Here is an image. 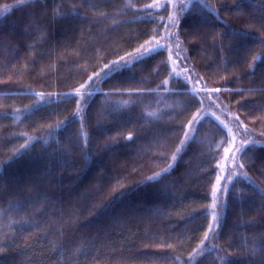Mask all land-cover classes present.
I'll return each instance as SVG.
<instances>
[{"label":"trees","instance_id":"obj_1","mask_svg":"<svg viewBox=\"0 0 264 264\" xmlns=\"http://www.w3.org/2000/svg\"><path fill=\"white\" fill-rule=\"evenodd\" d=\"M158 1L0 0V210L17 204L16 222L0 241V264H188L209 223L217 154L225 147L213 118L196 125L176 153L197 108L222 121L224 113L239 116L262 142L247 149L244 171L264 190V111L258 110L264 109V43L255 39L264 41V0H244L242 12L236 11L242 0H207L219 19L195 2L184 11L176 31L193 76L203 78L196 100L161 53L146 58L132 76L96 78L99 91L89 106L81 105L82 124L74 116L77 105L67 102L69 94L89 75L135 52L154 33L167 42L163 23L170 6L153 18L139 11ZM5 5L12 6L7 13ZM197 24L207 38L202 48L191 36ZM232 30L249 38L233 37ZM205 86L221 91L205 92ZM41 92L53 102L26 111ZM28 138L25 154L13 158ZM137 150L149 154L148 164H133L130 155ZM173 154L172 169L158 182L148 181ZM228 189L221 234L212 241L216 254L197 255L196 264H221L225 257L232 264H264V198L243 180L234 179ZM121 192L129 195L117 200Z\"/></svg>","mask_w":264,"mask_h":264},{"label":"snow or ice","instance_id":"obj_2","mask_svg":"<svg viewBox=\"0 0 264 264\" xmlns=\"http://www.w3.org/2000/svg\"><path fill=\"white\" fill-rule=\"evenodd\" d=\"M20 4L24 3H34L35 0H19ZM81 3H86L87 0H79ZM193 2L195 4L200 5L203 9H206L209 13H212L216 19H219V12L217 9H215L212 5H210L207 0H189V3L187 5L181 4L180 11L179 12H173L172 15L168 17L167 22L163 23V27L165 30L169 32V36L167 39V42L165 44H161L159 40L156 38L158 34L154 33L150 39L146 40L144 44L140 45L135 52L127 53L126 56H121L117 60L109 61L108 63L104 64L96 73L89 75L87 80H85L83 83L80 84L79 88L75 89L73 93L69 94L70 101L77 105V111L74 114L75 117L79 118L81 121V124L83 122V115L84 108L81 107V105H84L85 107L89 106L92 98L97 94L99 89L96 88V84L99 81L103 80H110L112 77H119L124 74H127L129 76H132V74L135 72L136 66H138L140 63H142L146 58L157 56L161 53L167 54V59L162 61V63L168 64L169 61H171L172 65L176 64V60H172L173 54L179 59L182 58L184 60H187V57H181V53L185 51V49L182 48V41L179 38V33L175 30L179 27L180 19L184 13L185 10H188L191 8ZM243 2L242 0L241 5L236 9V11H243ZM172 3V0H168L167 4H161L158 5L157 3H145L143 4L142 8L139 9V11H144L146 16L149 18H153L156 16L158 12V8L162 7L165 10H167L168 6ZM12 6L5 5L4 6V12L7 13L10 11ZM173 8H176V5H172ZM151 10V11H147ZM70 15L73 16H81V13L72 12ZM3 16V13H0V17ZM230 35L233 37L240 38L241 40H245L249 38V33L239 31V30H232L230 32ZM258 42L264 43V41H261L259 37L255 38ZM171 45L175 46V53H173V49ZM255 59V58H254ZM184 71L189 73V76L191 73L194 72V69H188L184 68ZM101 73H103V76H101ZM99 78V81L96 79ZM134 78V77H133ZM172 78V77H170ZM197 83H202L203 78L197 76L196 77ZM186 84L188 83V78L185 80ZM168 83L167 80L163 82L164 85ZM205 92H220V88L216 89H208L207 86L203 89ZM224 90H229L225 87ZM242 91V90H241ZM103 94V93H101ZM192 96L194 100H196L199 96V92L196 89H192L188 93ZM38 97V98H36ZM35 104L34 106L26 110L29 113L40 111L45 105L53 102V98L51 96L47 97L45 99L44 93H37L35 94ZM199 103L200 101L197 100ZM260 111H264V109H258ZM149 116H155V113H148ZM215 119L218 122V127H220L222 133L224 134L225 139L221 142L224 145H227L223 148V152L225 154L231 153V161L232 167L228 169L227 172V178L223 176V174L217 175L214 181V184L212 185V191L210 194V200L211 203L208 206V211L205 212V215L209 218V223L207 224L206 229L203 231V239L200 240L199 245L196 249L193 250L192 253L188 256V264H196V257L197 255L200 257H204L206 253L212 252L214 255L216 254L217 245L213 244L212 241L219 240V236L221 234V229L223 225V221L226 216V210H227V193H228V185H232L233 179H239L245 181L247 184L251 185L255 191H257L262 198H264V190L260 189L258 185L255 184V182L247 175L246 172L243 171L245 166V161L248 158V151L250 145L255 146L259 142L254 140L252 138V131L248 128L246 124L242 120H240L239 116H235V131L233 128L228 127V125L224 124L222 120L218 116H215L214 113H204L201 114V110L197 108V110L192 115L191 120H189L184 125V130L182 131L183 139L180 142V147L176 148V153H180L182 148L185 146L186 142L192 139L191 131H194L196 125H200L201 121L207 122L208 120ZM17 120L20 119V117H16ZM64 124V122H60V124L57 125L59 127L60 125ZM22 135H26L22 133ZM261 135H264V132L261 133ZM237 137L239 138L237 143ZM126 140H133V135L129 133L126 137ZM32 140V138H28V141H26L24 144L21 145L20 149L14 150V157L13 158H19L20 156L24 155V151L29 148V142ZM44 143H47V141H44ZM80 143L83 145L84 148L87 147V133L84 131H81L80 135ZM218 159L224 158L223 156H220L219 153L217 154ZM87 159V157H86ZM177 159V155L173 154L167 163V167L163 168L161 171L154 173V175L148 177V181L152 182H158L160 177L166 173H168L172 167L174 162ZM11 162V160L9 161ZM217 168L219 169V164H217ZM115 190V189H114ZM233 194L234 196L239 195L237 193L236 189L233 188ZM129 195L128 192H121L120 195L116 198L117 200L123 199L125 196ZM243 246V245H242ZM161 247H164L161 245ZM168 248H171L172 245H167ZM234 248L237 246H233ZM253 248L256 249L257 246L253 245ZM4 249L3 247H0V252H2ZM255 254V252H253ZM161 259H165L164 256L160 257ZM175 260H179L178 257H173ZM221 264H232L231 261H229L226 257L221 261ZM252 264H255V262H252Z\"/></svg>","mask_w":264,"mask_h":264},{"label":"rangeland","instance_id":"obj_3","mask_svg":"<svg viewBox=\"0 0 264 264\" xmlns=\"http://www.w3.org/2000/svg\"><path fill=\"white\" fill-rule=\"evenodd\" d=\"M232 1H234V0H232ZM188 2H189V0H172V3L169 5L170 9H171V15L173 14V12H179L180 11V7L179 6L181 4L187 5ZM156 3L158 5L166 4V3H168V0H159ZM172 5H176L177 7L173 8ZM29 20L31 22V19H29ZM30 22H29V24H27L26 29L31 27L32 23H30ZM32 22H33V20H32ZM195 29L196 30L193 31V33L191 34V36H193L192 39H194L195 41L199 42L200 45H201V48H202V44L205 45V43L207 42V38H205V36H203V34L201 33V32L204 31L203 27H202V25L197 24ZM166 32H167V34L169 36V32L167 30H166ZM101 33H102V31H100L99 36L104 37L105 35L103 36ZM111 40H113V35L111 36ZM180 40H181V38H180ZM194 40H192V41H194ZM171 47L173 49V53H175V46L171 45ZM182 48L185 49V51H183L181 53V57H187L186 48H185L183 43H182ZM172 60H176V64L175 65H172L171 61H169L170 65H171V68L173 69V71H175V72H173L174 76H176L177 78H181L183 80H186L185 76H187L188 77V83L190 85V90H192V89H196V90L200 89L201 86L199 85V83H197L196 77L193 76L194 74L191 73V75L189 76V73L184 71L185 67L188 68V69H192L191 66L186 63V61L189 62L188 59L187 60H184L182 58L178 59L175 56V54H173ZM176 69H178V72L176 71ZM206 98H207V100L205 99L206 102L211 101L210 94H206ZM223 116L227 118V120H226V118H223L224 124L228 125V127L233 128V130L235 131V120H234L233 114L232 113H224ZM252 138L254 140H256L253 136H252ZM238 140H239V138L237 137V143H238ZM259 143L261 144L262 142L259 141ZM226 146L227 145H225V147ZM138 152H139V150H137L136 152H133V151L131 152L130 158H131V161L133 162V164L134 163L137 164L140 160L142 161L143 164H148L147 163L148 162V158L147 157H148L149 154L148 153H143L142 155L139 156ZM231 155H232L231 153L225 154L222 151L221 156H223L224 158L220 159V161H219V172H218V175L223 174V176L225 178H227L228 169H230L232 167V163H233L231 161ZM114 158H115V155H114ZM132 158L133 159L136 158V159L133 161ZM261 166H262V170L264 172V162H262ZM243 171H244V169H243ZM158 193L162 194L161 190H159ZM16 205L10 204V205H8V207L3 208V209L0 210V241H2L3 239H6L10 228L13 227L14 223L16 222V218L13 217V213H14L13 210H14V207H17Z\"/></svg>","mask_w":264,"mask_h":264}]
</instances>
